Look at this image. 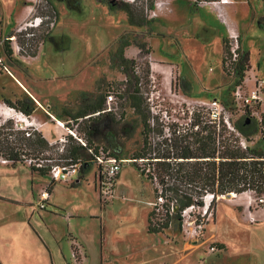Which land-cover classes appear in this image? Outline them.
<instances>
[{
  "label": "rangeland",
  "instance_id": "1",
  "mask_svg": "<svg viewBox=\"0 0 264 264\" xmlns=\"http://www.w3.org/2000/svg\"><path fill=\"white\" fill-rule=\"evenodd\" d=\"M123 1L136 3L139 7L147 0ZM169 1L171 2L166 6V0H153L154 8L147 12L151 22L147 26L135 27L129 23L123 12L111 11L106 4L97 0H51L58 16L54 25H51L50 36L39 47L37 56L20 55L21 48L16 38L12 37L14 54L8 59L3 52V40L13 30L15 35L22 34L34 24L40 23L41 18L38 15L45 11V3L44 0H0V102L2 98L13 102L27 99L28 96H25L26 93L21 88L20 93L12 90L14 76L37 100L35 102L29 98L34 103L37 110L35 115L39 119H43L45 114L41 107H46L47 111L62 123L63 134L60 138L64 141L59 138L52 144L58 148L45 152V156L57 158L56 152L73 145L69 137L74 138L67 133L66 127L86 139L84 128L92 126L91 144L101 146L121 159L131 160L130 163L123 164V178L117 183L113 199L108 203H101L100 207L98 194L93 186L83 181L80 183V208L84 213L96 215L93 218H80V234L88 239L89 260L85 264H97L99 223L101 249L104 247L102 237L106 229V248L111 255L110 257L101 254V262L177 264L174 261L180 254L181 258L182 255L186 257L178 264L199 263L205 257L201 251L209 252L211 245L220 247L216 243H206L208 236L228 241L235 235L232 228H227L228 225L232 226L230 216L224 209L228 207L227 204L234 206L239 212L242 211L243 201L246 208L248 207L246 196L250 192L237 196L224 195L223 200L218 196L213 206L210 205L212 196L208 198V203L204 201L209 196L207 195L203 199V207L194 208L186 215L182 214L181 222L173 218L169 227L162 233H146L148 216L155 208L152 203L156 199V186L145 175H140L132 159L142 148V125L127 102L121 98L126 81L124 73L129 77L131 67H117L110 63L119 39L126 37L131 41L124 55L127 59L137 61L134 74L139 77L138 86L144 98L150 90V76L155 77L159 95L154 98V104L169 106L183 103V99L191 103H206L216 99L225 106L223 108L231 121L244 113V109L238 107L232 98L236 85L235 77L233 73L223 70L221 64L225 55L224 40L227 42V32L226 27L217 19L214 7L218 6L209 4L212 1L204 0ZM35 5H38L40 10H35ZM220 9L224 14L222 6ZM225 12L229 27L238 33L241 51L249 53L250 68L244 73L242 84L246 89H251L255 78L263 80L264 83V2L229 0L225 5ZM44 21L50 20L45 18ZM25 37L28 38H21ZM27 38L23 47L26 51L31 49V42ZM139 49H143L142 54H139ZM111 90L117 92V108L119 107L114 120L102 117L98 123L93 118L73 122L67 117V112L74 113L79 107H85L89 101L99 99ZM260 102L262 113L259 108H253L254 112L258 113L253 116L257 121L264 115V86L260 93ZM146 103L148 105L147 101ZM158 109H166L169 119L161 122L155 114L152 126L156 130L158 123L166 136L169 132L165 129L171 124L184 125L189 122L190 111L200 110L206 116L209 112L207 107H156V110ZM120 111L123 116L119 114ZM8 113L18 127L22 125L27 132L34 129L30 117L16 111ZM151 139L157 140L154 132ZM259 139L260 134H257L249 145L261 147ZM109 144H112L115 150L109 147ZM33 160L34 163L46 164L37 158ZM57 162L67 165L64 160ZM8 164L9 162H0V165ZM22 165L28 166L27 163ZM137 165L149 169L150 162L138 160ZM90 176L91 173L89 180ZM140 185L143 186L140 193L129 190L132 186ZM250 194L256 195L253 192ZM109 205L110 208L106 209ZM217 205L221 209L216 222L207 228L213 220ZM205 206L208 209L204 215ZM100 208L106 212H100ZM249 208L253 210L251 206ZM198 251L200 256L195 262ZM234 256L235 254H226L214 260L213 264H245L243 259H236ZM86 257V252L80 254V264ZM8 258L9 255L0 254V264H12L13 258L11 261L7 260Z\"/></svg>",
  "mask_w": 264,
  "mask_h": 264
},
{
  "label": "trees",
  "instance_id": "2",
  "mask_svg": "<svg viewBox=\"0 0 264 264\" xmlns=\"http://www.w3.org/2000/svg\"><path fill=\"white\" fill-rule=\"evenodd\" d=\"M63 1V0H57ZM106 4L111 11H121L126 15L132 26H147L151 20L148 18V11L153 10V0L142 2L137 7L136 3H129L123 0H97ZM135 1V0H134ZM139 1V0H138ZM213 2L217 0H204ZM264 2V0H262ZM45 11L39 13L41 22L37 26L26 29L22 34L11 31L3 40V52L10 59L14 52L12 48V37H15L20 46L19 54L25 57L37 56L38 49L43 45L51 34L58 13L51 0H44ZM35 10H40L35 5ZM48 18L50 21L45 22ZM52 25V26H51ZM28 30V31H27ZM31 42V49L24 50L25 39ZM225 43V55L222 58L224 69L225 57L228 52L227 42ZM131 45V41L126 37H121L117 43L114 55L110 58V63L114 66L127 65L131 67L128 77L124 73L126 81L125 89L121 95L122 100L127 102L128 107L136 115L142 125V148L139 153L133 155L134 166L145 175L156 188L155 198L161 197L162 210L155 207L147 219V232L159 234L167 229L173 218L179 222L182 220V212L188 207H203V199L206 195H211L210 205H214L218 196L230 194H242L253 192L256 195H264V115L257 121L250 114L248 108H244L243 115L235 120H230L232 130L228 129L222 122L216 123L209 120L208 116L200 111L194 112L189 118V122L184 125L171 124L168 128L167 136L163 134L162 127L157 123L156 130L151 125V113L147 107L146 98L139 89V77L134 74V67L137 61L127 59L124 55L125 49ZM143 49H139V54ZM249 53L240 52V58L234 66L235 84H240L244 79V73L249 70ZM148 71H146V76ZM112 91V90H111ZM110 92V91H108ZM107 92V93H108ZM106 93V95H107ZM89 101L85 107H79L76 112H67L73 122H80L84 117L99 112L104 107L105 96ZM117 96V92H116ZM2 102L16 112L25 116H30L35 111L34 103L30 99L11 101L2 98ZM255 108H259V105ZM119 107L117 108L118 112ZM123 112V111H122ZM123 116V113H120ZM112 113L102 114L94 117L96 123L103 117L114 120ZM68 128V127H66ZM93 127L84 128L86 141L91 144ZM156 134V141H152L151 134ZM27 131L19 130L13 119H7L0 123V159L9 162L8 167H15L24 164L26 159H39L45 161L41 167L29 165L33 172L40 175H48L51 163L48 160L59 163L57 160L73 162L86 158L84 149L80 147L76 140L69 137L73 145L70 148L56 152L57 158L45 156V152L54 151L58 146L50 144L45 137L33 129L26 135ZM260 134L259 143L261 147H252L254 136ZM244 142L245 147L241 146ZM93 145V144H91ZM109 147L115 148L112 144ZM39 156H41L39 158ZM153 156V157H152ZM138 160L150 162L149 169L141 168L137 165ZM201 222V221H200Z\"/></svg>",
  "mask_w": 264,
  "mask_h": 264
},
{
  "label": "crops",
  "instance_id": "3",
  "mask_svg": "<svg viewBox=\"0 0 264 264\" xmlns=\"http://www.w3.org/2000/svg\"><path fill=\"white\" fill-rule=\"evenodd\" d=\"M170 2L166 0L164 3L167 6ZM225 5L227 4L222 5V7L227 18ZM219 22L221 21L219 20ZM12 78L15 80V83L13 82V85H11L13 91L20 93L21 88L26 93L25 96H28L26 98H31L37 102L17 78L14 76ZM41 108L45 113L43 119H39L35 115L37 110L27 117L32 119L31 126L41 132L50 144H53L62 136L63 127L61 128L57 124L56 121L58 120L47 111L46 107ZM259 110L262 111L261 102ZM12 111L14 110L8 108L1 100L0 119L2 122L12 117L8 113ZM123 171L121 170L117 178L115 189L117 183L122 181ZM89 173L92 175L90 180ZM82 181L89 186L92 185L94 191L98 194L96 170L92 165H86L82 169L78 175L77 183L54 182L50 176L33 172L26 165L18 164L15 167L0 165V254L3 256L9 255L7 259L9 261L13 258L12 264H80L78 257L86 252L87 257L82 264L88 263V239L80 234V218H93L96 215L94 213H84L80 208V186L82 185L80 183ZM129 190L140 193L143 186H132ZM46 191L47 198L43 200L41 194ZM97 198L100 207L99 196ZM241 204L243 205H241V212L229 204H227L228 207L224 208L232 222V226L228 225L227 228H232L235 235L231 236L228 241L223 238H212V235L208 236L205 239L206 243H216L220 247H215L214 253L210 250L207 253L201 251L205 257L199 263L197 259L200 256V251H198L196 253V264H213L214 260L230 253L235 254L236 259H243L245 264H264V208L250 211V216L253 219V222H251L245 216L247 215L245 201ZM110 205L106 209L110 208ZM218 205L213 220L209 222L207 228L210 224L216 222L218 212L221 209ZM101 211L106 212V210L100 208ZM100 226L99 223L96 261L97 264H106L105 261L101 262V254L110 257L111 255H109L110 252L106 248V229L102 237L104 247L101 249ZM145 230L147 234H150L147 232V222ZM210 247H214V245ZM73 253L78 259H73ZM182 256L183 258L179 254L174 262L180 263L186 257L185 255ZM56 257L59 263H56ZM3 263H5L4 260Z\"/></svg>",
  "mask_w": 264,
  "mask_h": 264
},
{
  "label": "built area",
  "instance_id": "4",
  "mask_svg": "<svg viewBox=\"0 0 264 264\" xmlns=\"http://www.w3.org/2000/svg\"><path fill=\"white\" fill-rule=\"evenodd\" d=\"M226 2H229V0H217L216 2H212L209 4L216 3L217 5H224L228 4ZM221 7L218 9H215L217 13L218 19L222 22V24L226 27L227 32V46H228V52L225 57L224 62V69L227 70V72L233 73L234 72V66L236 62L240 58V40L238 33L233 30L231 27H229V24L223 14L221 12ZM39 23L34 24L33 26H37ZM137 69H135L136 71ZM137 73V71H136ZM243 82V81H242ZM242 82L238 85H235L234 91L232 93L233 101L236 103V105L240 108H248L251 110V116L256 115V112H254L253 108L257 107L260 104V93L263 91V80L255 78L252 88L246 89L245 86L242 84ZM150 90L148 93H146V101L148 102V107L150 109L151 113V120L150 123L153 125V115H158L160 118V121L163 122V120L168 121L169 116L166 109H158L156 110V107H207L209 112L207 113L208 118L212 122H216L217 124L222 122L226 127L230 130H232V126L230 123V118L227 114V112L224 110L223 107H225L221 102L217 101L216 99H212L209 102L206 103H191L187 100L183 99V103H179L178 105H163V104H154V98H157L159 95V91L157 90L156 84H155V77L152 75L150 76ZM173 96L179 97L176 94H173ZM193 110V109H192ZM253 110V111H252ZM200 111V110H197ZM116 114L117 113V96L116 92L113 90L108 92L104 99V107L101 111L96 112L94 114H91L89 116L84 117V119H88L89 117H97L102 114ZM194 113V111H190V116ZM155 115V116H156ZM81 121V119H80ZM58 124V121H56ZM59 125V124H58ZM63 127V125H60ZM16 128L19 130H25L26 128H23L22 125L19 127L16 125ZM165 130L168 131V128ZM67 133L74 138V140L77 141V143L82 147L85 151L86 158L80 157V159L76 160V162H73L71 159L67 161L66 164H59V163H53L54 161L48 160V163H51L50 170L48 172V175L50 176L51 180L54 182H62V183H77L78 182V175L82 171L86 165H92L96 167V182H97V192L99 196V200L102 204L110 202L114 197L115 192V185L117 178L122 170L124 163H130L131 160H125L121 159L118 156L110 153V151H106L103 147L98 145H91L89 144L84 137L77 136L72 130L69 128H66ZM27 136H29V132L26 133ZM60 141H64V139H59ZM241 146L245 147V143L242 141ZM34 160L32 159H26L25 163L29 165H33L35 167H41L43 164L41 163H34ZM1 163L8 162L6 160L0 159ZM45 162V161H41ZM134 162V160H133ZM251 193V192H250ZM247 193V219L251 222H253V219L250 216V208L252 209H262L264 208V195H255ZM47 198V191L43 192L41 194V199L45 200ZM163 204V200L161 197H158L155 199V202L152 203L154 207L157 208V211L161 209V206ZM205 210L203 214L205 215L207 212L208 207L205 206ZM194 209L193 206L188 207L185 209L182 214L186 215L188 212L192 211ZM201 224V223H200ZM199 224V225H200ZM209 250L211 252H214L216 250L215 247H210ZM72 257L74 260L77 259V256L75 253L72 254Z\"/></svg>",
  "mask_w": 264,
  "mask_h": 264
},
{
  "label": "bare ground",
  "instance_id": "5",
  "mask_svg": "<svg viewBox=\"0 0 264 264\" xmlns=\"http://www.w3.org/2000/svg\"><path fill=\"white\" fill-rule=\"evenodd\" d=\"M226 3H229V2H226ZM213 6H218L217 8L215 7L216 9H218L219 7H221L220 5H217L216 3H214ZM58 124L61 125L62 123L58 121ZM231 195H232V196H237V195H235V194H233V193H232ZM206 196H207V195H206ZM210 197H211V195H209L208 197H206V198L204 199V201L207 202L208 198H210ZM219 199L223 200V199H224V196H220ZM225 200H226V199H225ZM208 201H209V200H208ZM207 203H208V202H207Z\"/></svg>",
  "mask_w": 264,
  "mask_h": 264
}]
</instances>
